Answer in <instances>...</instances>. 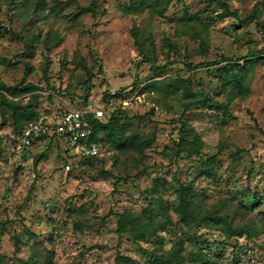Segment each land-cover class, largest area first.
<instances>
[{
	"label": "rangeland",
	"instance_id": "obj_1",
	"mask_svg": "<svg viewBox=\"0 0 264 264\" xmlns=\"http://www.w3.org/2000/svg\"><path fill=\"white\" fill-rule=\"evenodd\" d=\"M92 1L30 0L27 6L9 7L0 0V81L40 87L16 100L26 103L40 91V111L89 100L104 105L106 91L151 84L152 64L166 65V74L157 79L190 77L195 95L185 99L181 90L166 94L154 86L141 94L139 86L142 101L131 104L123 120L127 133L154 134L152 146L142 155L102 145V156L90 165L71 158L61 138L36 142L27 159L15 156L13 118L0 106V254L5 257L0 264H114L118 253L149 264L143 249L156 245L136 240L127 217L162 202L165 215L154 212L157 224L167 227L160 234L170 253L186 230L175 208L180 184L192 186L201 210L255 226L252 238L228 240L220 230L195 227L215 243L213 254L221 255L223 264H264V52L254 61L246 56L264 49L259 24L264 0H223L238 14L224 19L211 0H173L163 15L147 6L135 13L131 0H97V15L78 13ZM135 26L154 41L152 64L142 61L132 36ZM164 36L177 43L169 61ZM28 44L34 51L30 57L23 55ZM226 57L245 67L244 93L217 75ZM186 60L212 64L190 69ZM207 96L228 104L230 115L198 104L185 108V101ZM179 118L206 141L198 157L170 150ZM214 156L216 175L201 172L202 161ZM255 193L261 195L260 205L244 208L243 199ZM195 250L185 242V253Z\"/></svg>",
	"mask_w": 264,
	"mask_h": 264
},
{
	"label": "trees",
	"instance_id": "obj_2",
	"mask_svg": "<svg viewBox=\"0 0 264 264\" xmlns=\"http://www.w3.org/2000/svg\"><path fill=\"white\" fill-rule=\"evenodd\" d=\"M29 1L30 0H2V2L6 3L9 7H15L17 4L21 3L27 6ZM172 1L173 0H131L129 8L135 13H140L143 8L147 6L150 7L152 12H157L158 14L163 15ZM211 1H215L216 6L222 8V11L218 14V18L224 19L229 16H238L236 12L230 10L226 1ZM99 8L98 1L93 0L90 5L82 6L78 13H92L93 15H97ZM246 21L247 19L244 20V22ZM259 24L264 31V22ZM4 29L6 31H11V29L6 27H4ZM194 35L203 38V36L198 32ZM132 36L134 37L135 44L139 49V54L142 56V61L150 62L152 64L155 56V45L151 35L140 27L135 26L132 29ZM148 42L151 43L148 44ZM163 42L165 46L169 48L167 51V58L169 61L171 52L177 49V43L170 37L166 36L163 37ZM206 44L207 43L203 40L202 45L204 46ZM27 49V52L23 55L29 57L32 56L34 51L30 44L27 45ZM263 52L264 49L251 50L246 56L254 61L258 58V55L263 54ZM224 60L226 63L215 69L217 75L220 77L224 85L232 83L233 86L237 88L238 93H244L245 67L242 66L237 59L233 60L232 58L226 57ZM173 62L175 61H170V63ZM186 64L190 67V69H193L200 66L211 65L212 63L202 62L193 64L186 60ZM26 67L28 68V65H26ZM151 67L152 70L156 72V76L153 77L150 82L151 84L148 83L142 86H140V84L134 85L132 91H128L127 88H121L115 92L109 90L104 93L106 108L103 117L91 118V122L94 127V138L101 142V147L102 145L110 144L115 146L119 152L134 150L143 155L145 150L152 146L155 140L153 136L154 134H142L138 130H133L127 133L123 120V118L129 117L128 111L130 108H133V105H124L120 103L119 100L135 94L138 91L137 88L139 86L141 94L146 92L147 89L150 90L151 86H154L158 88L159 92L166 94L181 90L185 99L195 95L192 90V79L190 77L185 78L176 75H167L163 79H157L158 77L166 74L164 72L166 65L156 66L152 64ZM37 88L40 89V87L33 84L20 86L6 85L4 82L0 81V106L4 108L5 112L10 113L13 118L14 129L12 132L13 134L11 135L10 148L16 143V136L23 129V127L34 121L41 112L39 108L36 109L39 96L41 95L40 91L38 94L34 95V100L31 99L26 103L16 100L15 97L23 92H33V90ZM85 98H88L87 94L84 99ZM112 101L114 102L112 103ZM185 102V108L198 104L199 107L211 108L222 112L224 115H230L228 104L219 100H214L209 96L204 99ZM51 110L52 109H45L46 112H50ZM151 112H155L154 108H152ZM175 121L179 124L178 136L170 147L171 152L179 156L185 155L187 157H198L201 155L206 146V141L202 138L196 128L188 121H185L182 118L176 119ZM46 138H49L48 135H43L35 141V143ZM34 144L21 156H17L14 153L12 154L17 157L27 159L30 155V149L34 146ZM240 153L241 150H237L235 157H237ZM100 156H102V154ZM100 156L81 157L78 158V160H80L82 164L90 165L93 164L94 161H97ZM201 172L207 173L210 176L216 175L215 156L202 161ZM176 191L178 192V197L175 208L181 219L184 221L186 230L184 231V237H180L174 241L170 253L164 249L165 236L160 234V232L166 231L167 227L157 224L154 212V210H157V213L161 212L165 215V212L162 211L164 208L162 202H157L155 207H152L151 209L146 208L140 215L133 214L129 216L130 218L127 217V220L130 222L129 231L136 240H149L156 245L155 248L151 250L146 248L143 249L144 253L147 254L149 264H223L220 259L221 255L213 254L215 243L211 241L205 233L194 231L197 226L202 225L204 228L220 230L226 240L241 238L245 235L252 238L256 235L255 226L252 223L236 225L228 218L227 215H223L219 211L212 209L201 210L199 202L192 191V186L180 184L176 188ZM260 199L261 195H258L257 193L253 195L249 194L243 199L242 204L244 208L254 210L260 205ZM185 242H189L191 245L195 246L196 250L185 253ZM4 261V255L0 254V263H3ZM114 264L142 263L128 254L118 253Z\"/></svg>",
	"mask_w": 264,
	"mask_h": 264
},
{
	"label": "built area",
	"instance_id": "obj_3",
	"mask_svg": "<svg viewBox=\"0 0 264 264\" xmlns=\"http://www.w3.org/2000/svg\"><path fill=\"white\" fill-rule=\"evenodd\" d=\"M138 100L142 101L139 91L119 101L124 105H131ZM105 108L106 104L102 105L100 102L89 100L78 106L65 104L50 112L41 111L34 121L23 127L17 134L16 143L11 147V152L21 156L41 136L48 135L49 138L64 139L72 153L71 158L100 156L101 142L94 138L91 118L103 117ZM70 167V163H67L66 169Z\"/></svg>",
	"mask_w": 264,
	"mask_h": 264
}]
</instances>
